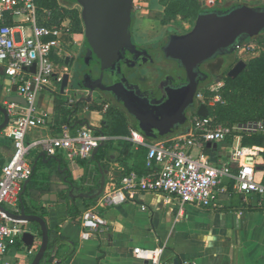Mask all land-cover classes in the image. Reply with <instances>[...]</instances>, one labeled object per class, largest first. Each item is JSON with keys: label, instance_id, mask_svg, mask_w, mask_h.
I'll use <instances>...</instances> for the list:
<instances>
[{"label": "crops", "instance_id": "obj_1", "mask_svg": "<svg viewBox=\"0 0 264 264\" xmlns=\"http://www.w3.org/2000/svg\"><path fill=\"white\" fill-rule=\"evenodd\" d=\"M161 1L134 0L135 35L140 41L160 37L164 35V29L168 28L169 23L163 22L165 6ZM236 3L264 6V0H219L217 3L200 0V4L205 7L224 8ZM60 5L62 6L61 3ZM49 11L52 14V11ZM44 18L45 15H42L40 19ZM9 23L15 24V21L10 19ZM61 24L69 26L70 31L60 33L61 47L52 56L55 72L51 82L38 92L35 101L36 112L45 115L46 122L28 133L27 142L41 136L60 135L66 125L72 130L88 126L100 131L103 123L107 121L103 111L93 108L98 104L95 97L101 96L86 90L74 91L70 86L61 94L62 77L65 73H70V68L74 69L71 61L82 51L84 41V29L82 32L72 30L68 17L64 18ZM61 24L57 27H61ZM15 88L5 73L4 64L0 63V103L7 107L10 119L12 109L7 98L16 95ZM106 101L103 99L101 103ZM16 109L19 110L17 107ZM69 110L71 111L68 112ZM2 121L3 115L0 112V123ZM131 129L138 130L130 124L129 131ZM129 133L117 136L119 138L116 154L110 152L109 145L101 150L99 148L100 151L90 157L79 158L73 162L63 151L51 157L47 154L43 156V152L34 150L30 160L32 167L34 164L35 167L39 165L37 178L39 188H44L50 181L57 189H65L68 187L66 181L71 177L74 182L71 190L73 189L78 196L79 193L97 192V179L99 175L102 177V171L105 173V186L112 176H115L117 181L124 170L123 165L116 160L120 150L119 141L126 140L123 137ZM172 135L157 138L144 136L149 143H153ZM212 144L216 145L208 146L207 143L205 147L212 160L216 164L228 161L231 142L227 140ZM257 149V153L249 158L257 165L258 176L262 178L264 160L260 151L264 148ZM12 154V143L0 134V169ZM54 165L59 171L58 174L54 170ZM234 167L237 168L238 165ZM57 189L42 193L35 202H32L27 188L22 196L25 204L34 212L32 214L40 216L44 214L47 226L54 228L59 225L60 234L72 242V245L62 247V254L71 252V255L60 264H151L136 258L133 250L137 247L157 246L166 248L163 264H264V208L257 206L255 195L243 201L237 194L225 193L220 196V207L200 208L188 205L183 216L178 218L177 199L168 198L159 192H135L131 200L123 205L100 208V213L110 222L109 230L89 239H82L81 216L77 220L68 216ZM99 197L96 198V203L89 207L96 206ZM77 203H82L79 196ZM22 204L21 197L19 207L12 212L20 213ZM142 206H145V209ZM26 226L28 231L35 234L31 248H28L21 236L10 246L8 252L0 257V264L31 263L41 244V232L36 223L27 222Z\"/></svg>", "mask_w": 264, "mask_h": 264}, {"label": "built area", "instance_id": "obj_2", "mask_svg": "<svg viewBox=\"0 0 264 264\" xmlns=\"http://www.w3.org/2000/svg\"><path fill=\"white\" fill-rule=\"evenodd\" d=\"M211 1L217 3L219 0ZM43 15L45 18L41 20L36 0H0V63L4 64L5 73L15 85L16 95L27 102L26 107L11 103L10 123L0 133L13 146L11 158L0 169V205L11 211L19 207L24 184L33 174L30 156L34 150L51 157L63 151L73 162L90 157L102 143L119 138L88 126L72 130L66 125L60 135L26 141L31 130L46 122L45 115L36 112V97L51 82L55 72L52 56L61 47L60 33L70 31L69 26L49 25L52 15L49 10H43ZM10 19L15 24H10ZM33 65L34 72L31 70ZM222 86L217 83L214 88L199 90L198 106L204 103L210 109L224 104ZM252 135H264V120L225 124L215 121L211 115L200 116L196 111L181 132L153 143H149L140 131L131 129L123 139L136 148L144 146L148 149L146 164L152 171L143 175L126 173L117 181L112 176L97 205L84 209L81 214L82 239L109 230L110 222L100 213V208L123 205L135 192H159L177 199L178 218L183 216L188 205L220 207V196L225 193L237 194L243 201L255 195L257 206L264 208V176L259 178L258 168L249 158L258 149L243 145V138ZM227 140L231 142L229 160L216 164L205 151L206 144ZM26 231V222L14 221L0 210V257ZM165 249V246L137 247L133 253L136 258L151 264H163Z\"/></svg>", "mask_w": 264, "mask_h": 264}, {"label": "water", "instance_id": "obj_3", "mask_svg": "<svg viewBox=\"0 0 264 264\" xmlns=\"http://www.w3.org/2000/svg\"><path fill=\"white\" fill-rule=\"evenodd\" d=\"M81 6V20L84 26V53L74 67L72 75L62 77L61 94L68 86L74 91H101L113 96L130 115L138 121V130L148 138L154 131L163 134L167 127L172 132L185 126L187 109L196 108V113L207 117L210 109L206 104H196L200 82L208 79V74L201 71L203 63L219 55H233L245 45L246 40L264 33V6L236 3L228 7L206 6L197 16L191 30L183 34L171 33L160 47L165 59L175 62L184 70L185 79L178 84L170 81L161 86L162 96L154 99L150 94H141L136 87H131L127 79L120 77L121 65L129 61V55H146L132 40V22L134 0H69ZM135 60V59H134ZM133 60V62H134ZM96 66L94 71L93 67ZM247 66L240 59L229 70L228 76L237 77ZM31 70L35 71V65ZM109 74L110 84H104V77ZM16 89V88H15ZM133 96V97H132ZM91 99V98H86ZM10 103L27 106L26 100L19 95L7 98ZM3 121L0 133L9 125L10 113L0 103ZM147 126L153 132L149 134ZM102 143L101 145H103ZM216 144L208 143V146ZM100 146L95 148L96 154ZM45 156V153H42ZM35 169V164L33 165ZM30 179L24 184L25 192ZM106 184L102 171L101 183L95 193H79L80 198H98ZM70 194L74 197L73 189ZM55 194H52L54 196ZM51 196V197H52ZM0 210L14 221L36 223L41 232V244L30 264H40L48 247L49 234L46 220L38 214H28L22 204L20 213L0 205ZM35 234L26 231L22 240L30 249Z\"/></svg>", "mask_w": 264, "mask_h": 264}, {"label": "trees", "instance_id": "obj_4", "mask_svg": "<svg viewBox=\"0 0 264 264\" xmlns=\"http://www.w3.org/2000/svg\"><path fill=\"white\" fill-rule=\"evenodd\" d=\"M36 2L40 9L41 16L43 15V10L45 9L52 11V17L50 18L49 25L59 26L64 18L68 17L70 19V26L72 30L78 32L83 31L82 20L76 8L64 5L61 6L58 0H36ZM66 2L73 4L69 0H66ZM161 2L165 6L164 23H167L168 20L172 19L177 13L186 15L188 12H192V10H194L196 14L193 19V22H195L199 13L205 9V6L200 5L198 0H162ZM254 39L264 40V33L246 40L245 44ZM251 68V70L245 68L237 77H230L228 75L225 76L226 81L220 90L223 98L225 99V103L218 104L215 107L210 108V115L215 118V121L231 124L234 122L264 120V59L260 60V62L253 61ZM209 82L210 80L203 82L200 85L199 90L207 88ZM106 103L109 106L107 111L108 116H111L116 112H118L116 113L118 116L120 115L121 120H118L120 121L121 128L111 130L110 124L108 122H104L99 132L109 136H118L129 133L131 123L121 114L115 103L110 100H107ZM70 111L71 110L68 112ZM184 127L185 126L179 127L174 132L170 131L168 135L181 132ZM110 143V141H106L100 146V150L109 147ZM119 145L120 150L116 160H118L124 167L120 176L130 172H136L143 175L152 171V169L147 167L146 164L148 152L146 147L140 146L138 148H133V144L127 140H120ZM243 145L247 147H254L256 149L257 147L264 148V135L245 136L243 138ZM260 155L264 160V149L260 151ZM108 157H110V155ZM55 165L54 170L58 174L59 171ZM38 168L39 165H36L35 169H33V174L27 186V189L29 190L28 195L30 196L32 202H35V200L39 198L42 193L57 189L50 181L47 182L44 188H39L37 183ZM100 177L101 176L99 175L97 179V190L99 189L101 182ZM66 184L68 185L67 188L57 189L58 195L66 206L68 216H70L73 220H77L81 216L84 209L96 203V199L81 198L82 203L78 204V196L73 197L70 194V190L74 184L73 179L68 177ZM73 194L75 195V192H73ZM22 203L26 206L25 209L28 214L34 213L25 204L23 196ZM41 216L44 217V214ZM48 234V247L40 264H60L71 255V252L62 254V247L65 245H72V242L60 234L59 225L54 228L48 227Z\"/></svg>", "mask_w": 264, "mask_h": 264}, {"label": "flooded vegetation", "instance_id": "obj_5", "mask_svg": "<svg viewBox=\"0 0 264 264\" xmlns=\"http://www.w3.org/2000/svg\"><path fill=\"white\" fill-rule=\"evenodd\" d=\"M135 24H136V12L133 10V22H132V40L134 44H136L140 49L145 50L146 55L144 53L138 54V55H129V61L126 63H123L121 65V74L119 75L122 78H125L128 80L129 85L131 87L138 88L139 92L141 94H150L152 98L159 99L162 96V90L161 86L168 81H170L172 84H178L180 81L185 79V72L183 69L178 67V65L173 62L169 61L164 58L160 47L163 45L166 38L169 36V34H164L160 37L154 38V39H147L144 41H140L139 38L135 35ZM177 34H183L178 32H173ZM135 37H137V41L135 40ZM82 51L80 54L72 59L71 66L73 68L77 65V63L80 61V57L84 53V48L82 45ZM235 56L233 55H219L215 59L207 61L203 63L200 67L201 71L208 74V80H212L215 76H218L220 73H224L226 71L227 75L229 70L234 66L233 63H231V58ZM135 59V60H134ZM134 60V62H133ZM155 68L157 73H148V69ZM94 71L96 70V66L93 67ZM112 81V78L109 74H106L104 77V84H110ZM205 82V81H204ZM203 82H200V85ZM200 89V87H199ZM94 94L103 97V99L110 100L117 106L118 110H120L121 114L133 125L138 129V121L136 118H134L132 115L128 113V111L121 105L115 102L113 96H111L108 93H103L101 91H91ZM133 97V96H132ZM196 104L198 105V100L196 99ZM196 111V108L190 107L187 109V118L189 120L190 116ZM148 133L152 134L153 132L149 129L147 126ZM171 128L167 127L163 134H158L154 131L153 136L151 135L150 138H157V137H163L169 134ZM142 134H144L142 131H140ZM145 135V134H144ZM147 137V135H145Z\"/></svg>", "mask_w": 264, "mask_h": 264}, {"label": "rangeland", "instance_id": "obj_6", "mask_svg": "<svg viewBox=\"0 0 264 264\" xmlns=\"http://www.w3.org/2000/svg\"><path fill=\"white\" fill-rule=\"evenodd\" d=\"M59 2L62 4V6H69L71 8H76L78 11V14L81 17V6L77 3H73V4H69L66 2V0H59ZM199 4H200V0H198ZM202 5V4H200ZM203 5H205L203 3ZM195 11L192 10V12H188L186 15L185 14H179L177 13L172 19L168 20L169 26L168 28L164 29V34H168V33H173V32H178V33H186L189 30H191L194 26V22L193 19L195 17ZM83 25V23H82ZM84 29V26H83ZM135 40L137 41V37H135ZM244 60L247 63L246 69L251 70V65L252 62L255 61H259L264 59V40H251L250 42H248L247 44H245L242 48H240V50H238V52L235 54V56H233L231 58V63L230 65H232L233 63L237 62L238 60ZM69 72L72 73L73 69H69ZM148 73H157L156 69L150 68L148 69ZM227 75L226 71H224V73H220L218 74V76H215L208 84V87L210 88H214L217 86V83H222L224 85L226 79L225 76ZM96 96V95H95ZM93 97V96H92ZM96 101L98 102V104H95L93 106L94 109H98L99 111H103L104 112V118L105 120H107L106 122H108L110 124L111 130H115V129H120L121 128V124H120V115L118 116L116 113L108 116L107 111H108V104L107 103H101V100H103V97H95ZM95 100V99H94ZM99 102L101 104H99ZM227 117V116H226ZM119 119V120H118ZM114 137H117V135H112ZM110 152L113 154H116L117 152V145H118V141L117 138H114L110 141Z\"/></svg>", "mask_w": 264, "mask_h": 264}]
</instances>
